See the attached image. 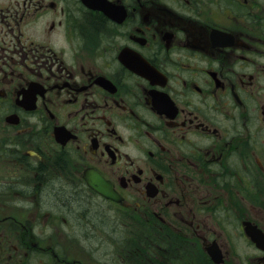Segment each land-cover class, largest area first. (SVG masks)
<instances>
[{
  "label": "flooded vegetation",
  "instance_id": "1",
  "mask_svg": "<svg viewBox=\"0 0 264 264\" xmlns=\"http://www.w3.org/2000/svg\"><path fill=\"white\" fill-rule=\"evenodd\" d=\"M0 264H264V0H0Z\"/></svg>",
  "mask_w": 264,
  "mask_h": 264
}]
</instances>
